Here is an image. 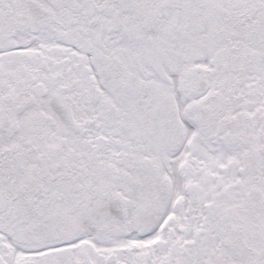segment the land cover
<instances>
[{"label": "snow or ice", "instance_id": "6c2138e0", "mask_svg": "<svg viewBox=\"0 0 264 264\" xmlns=\"http://www.w3.org/2000/svg\"><path fill=\"white\" fill-rule=\"evenodd\" d=\"M0 264H264V0H0Z\"/></svg>", "mask_w": 264, "mask_h": 264}]
</instances>
